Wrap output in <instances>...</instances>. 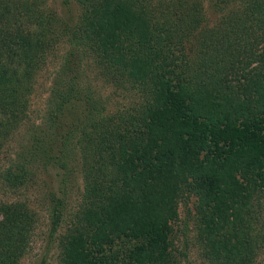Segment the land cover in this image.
Wrapping results in <instances>:
<instances>
[{
  "label": "trees",
  "instance_id": "obj_1",
  "mask_svg": "<svg viewBox=\"0 0 264 264\" xmlns=\"http://www.w3.org/2000/svg\"><path fill=\"white\" fill-rule=\"evenodd\" d=\"M75 1L76 17L48 0H0V152L30 124L0 171L13 195L0 201V264L28 253L38 219L14 195L39 175L52 183V234L68 221L60 264H186L175 247L182 205L207 264H257L264 0H214L213 25L205 0ZM62 47L31 124L36 80ZM77 166L83 194L68 215Z\"/></svg>",
  "mask_w": 264,
  "mask_h": 264
},
{
  "label": "rangeland",
  "instance_id": "obj_2",
  "mask_svg": "<svg viewBox=\"0 0 264 264\" xmlns=\"http://www.w3.org/2000/svg\"><path fill=\"white\" fill-rule=\"evenodd\" d=\"M50 8L57 10L62 14L76 17L79 13L78 6L75 0H48ZM205 12L207 14L210 25L216 23L218 16L215 13L214 0H205ZM66 48H60L56 55L50 61L48 68L38 76L33 95L31 97L30 106V120L32 122L40 123L43 113L45 112L46 104L50 98V88L54 78V73L58 68L61 56L64 55ZM86 72H88L86 70ZM91 72H88L89 75ZM93 85H97L99 90L105 96L112 98L111 89H104L100 82L96 81ZM115 98V99H114ZM120 102L121 99L113 97L112 104ZM30 124L22 126L16 131L9 140L5 143L3 151L0 152V171L5 164L14 158L18 152L25 146L28 140L27 130ZM52 183L44 175H39L33 184L19 195L15 196L16 199L25 201L35 212L38 219L37 228L32 239L31 246L27 255L22 260L21 264H60L61 253L59 247V238L67 227L68 221H64L58 232L52 234V224L50 217V197L49 188ZM83 194V182L80 173V167H76L74 187L72 190V197L67 214L70 215L75 212L80 204ZM13 196L9 194L0 182V201L10 199ZM262 218L264 219V210H262ZM192 207L184 205L180 208V221L176 227L175 247L177 256L186 264H207L201 257L200 251L195 243V226L194 214ZM186 256V257H184ZM257 264H264V249L259 252Z\"/></svg>",
  "mask_w": 264,
  "mask_h": 264
}]
</instances>
